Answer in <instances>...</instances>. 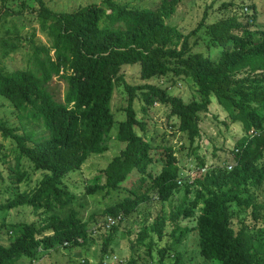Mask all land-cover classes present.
Instances as JSON below:
<instances>
[{
  "label": "trees",
  "instance_id": "obj_1",
  "mask_svg": "<svg viewBox=\"0 0 264 264\" xmlns=\"http://www.w3.org/2000/svg\"><path fill=\"white\" fill-rule=\"evenodd\" d=\"M38 3L41 30L49 44L39 46L30 38L32 70L13 73L0 70V97L12 103L21 120L20 128L0 120L1 136L13 141L18 151L12 177L26 178L22 161H27L32 170L43 173L36 189L41 199L47 205L56 202L63 205L69 195L59 186L61 180L79 169L91 154L100 155L107 150V141L116 123L110 100L115 87L122 84L128 104L116 138L126 146L89 189L118 190L134 171L142 176L143 182L145 177H150L148 168L153 163V146L136 132V128L144 131L145 123L138 119L135 99L139 96L147 108L156 102L168 105L171 114L179 119V131L193 142L199 136V114L207 111L211 97H216L230 112V119L241 122L253 138L240 143L242 153L236 154L238 166L223 174L222 182L215 184L220 190L214 192L206 187L212 196L206 201L196 226L201 253L207 260L220 264H264V253L259 251L264 246L260 242L258 245L255 236L245 228L235 231L231 227L230 209L232 201L239 205L253 201L251 197L242 198L243 186L256 187L264 181V168L254 165L261 153L255 160L251 159L255 154L254 145L264 150V32H254L248 21L243 23L237 17L212 24L209 32L214 46L222 49L219 60L214 61L202 54H191L188 37L169 26L155 10L103 0L101 4L75 12L57 13L42 0ZM176 3L177 0H172L169 4ZM252 17L254 22L256 16ZM2 47L4 54L9 55L18 45L6 40ZM134 64L140 65L143 80L170 73L190 78L198 87L201 101L185 102L152 84H127L122 70ZM238 75L243 77L237 78ZM55 77L67 84L63 101H57L47 88ZM30 123L33 126L27 128ZM164 154L165 166L159 175L151 178L159 199L167 201L177 188L179 172L174 149L166 147ZM133 193L134 201L127 198L124 204L109 208L108 213L129 216L143 201L136 191ZM26 201L17 196L8 207ZM12 228V235L15 230L19 234L11 237L7 246L0 242V264L32 259L41 247L51 249L65 243L67 247H77L88 242L86 224L73 213L62 220L56 219L53 224L50 222L41 230L32 223H16ZM155 231L162 235L160 224ZM173 264H180V259Z\"/></svg>",
  "mask_w": 264,
  "mask_h": 264
},
{
  "label": "rangeland",
  "instance_id": "obj_2",
  "mask_svg": "<svg viewBox=\"0 0 264 264\" xmlns=\"http://www.w3.org/2000/svg\"><path fill=\"white\" fill-rule=\"evenodd\" d=\"M42 1L57 13H71L103 2ZM115 1L130 8L157 11L169 26L188 37L191 54H202L214 61L219 60L222 49L214 46L209 32L212 24L237 17L243 23L248 21L254 32H264V0H177L175 5L169 4L172 0ZM39 11L38 0H0L2 72L13 73L34 68L30 38H34L39 46L49 44L46 34L41 30ZM253 15L256 16L254 22ZM204 17L206 19L203 26L196 32ZM18 37L22 39L16 40ZM6 40L18 45L9 55L4 54L2 47ZM140 70L139 64L125 66L122 70L125 82L135 86L156 85L165 89L169 96L180 97L185 102L202 99L197 85L184 75L175 76L170 73L168 76L143 80ZM47 88L57 101L64 100L67 91L64 81L55 77ZM127 104L128 95L123 85H117L110 100L116 123L108 138L107 150L100 155L91 154L79 169L61 180L59 186L69 195L63 205L59 202L47 205L41 199L36 189L43 173L32 170L27 161H22L26 178L18 180L12 177L18 151L16 144L4 139L0 133V242L7 246L10 238L19 234L15 230L12 235L13 224L32 223L41 230L50 222L53 224L56 219L62 220L70 213L84 222L88 231L87 244L77 247L56 246L51 249L41 247L34 258H23L18 264H173L178 259L180 264H220L215 260H207L201 253V238L196 228L198 217L206 201L212 196L206 187L214 192L220 190L215 184L222 182L223 174L232 172L238 166L236 154L242 153L240 143L253 137L244 130L241 122L230 119V112L218 103L216 97H211L207 111L199 114V136L192 142L186 134L179 131V119L171 114L168 105L156 102L151 108H147L138 96L134 101V108L138 119L145 123V130L136 128V132L153 146V163L148 168L150 177H145L142 182V176L134 171L118 190L99 188L91 191L89 188L95 178L125 149L126 144L118 141L116 135L119 123L125 120L124 109ZM0 120L6 121L9 126L21 127L15 107L3 97H0ZM32 126L33 123H30L26 127ZM166 147L174 149L179 174L177 188L169 200L163 201L153 189L151 177L159 175L165 166ZM253 148L255 154L251 155V159L255 160L261 153L254 165L264 168V150L261 147L257 149L255 145ZM222 188L229 189L230 186ZM241 190L244 200L251 197L253 201L249 205L230 202L231 227L235 231L245 228L255 236L258 245L260 242L264 246V181L256 187L247 184ZM134 191L143 201L129 216L122 215L119 219L108 213L109 208L124 204L127 198L134 201ZM17 196H22L27 201L8 207L10 201ZM35 204L40 206L39 209ZM108 218L118 219L109 227ZM158 224L162 227V235L155 231ZM114 228L117 230L114 231ZM37 238L40 239V235ZM108 240V247L105 248ZM259 251L264 253V249Z\"/></svg>",
  "mask_w": 264,
  "mask_h": 264
},
{
  "label": "built area",
  "instance_id": "obj_3",
  "mask_svg": "<svg viewBox=\"0 0 264 264\" xmlns=\"http://www.w3.org/2000/svg\"><path fill=\"white\" fill-rule=\"evenodd\" d=\"M256 134H257V132H254V135H256ZM117 217H119V219H120V216H117ZM117 219L118 218H108L107 219L108 226L110 227V226L114 225L116 223ZM64 246H68V243H65Z\"/></svg>",
  "mask_w": 264,
  "mask_h": 264
}]
</instances>
